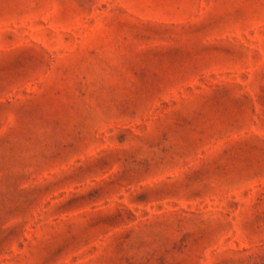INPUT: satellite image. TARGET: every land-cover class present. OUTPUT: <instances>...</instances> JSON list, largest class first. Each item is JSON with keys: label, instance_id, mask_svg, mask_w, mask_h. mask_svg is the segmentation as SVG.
<instances>
[{"label": "rangeland", "instance_id": "obj_1", "mask_svg": "<svg viewBox=\"0 0 264 264\" xmlns=\"http://www.w3.org/2000/svg\"><path fill=\"white\" fill-rule=\"evenodd\" d=\"M0 264H264V0H0Z\"/></svg>", "mask_w": 264, "mask_h": 264}]
</instances>
